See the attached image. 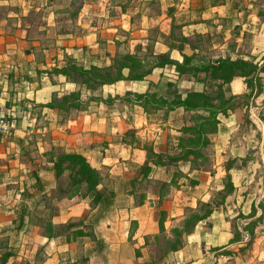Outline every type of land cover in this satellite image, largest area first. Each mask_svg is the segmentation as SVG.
Here are the masks:
<instances>
[{
	"label": "crops",
	"instance_id": "obj_1",
	"mask_svg": "<svg viewBox=\"0 0 264 264\" xmlns=\"http://www.w3.org/2000/svg\"><path fill=\"white\" fill-rule=\"evenodd\" d=\"M33 1L0 0V4L6 3L0 12V110L12 113L14 125L12 139L0 142V175H7L12 165L17 167L11 172H21L15 196L0 191V203L11 201L0 207V254L9 252L0 264H264V181L258 193H244L237 183L240 171L230 168L233 189L222 201L216 200L214 194L223 186H214L212 171L194 164L192 154L188 159L165 158L181 149L177 142L188 123L182 117L173 119L172 113L192 109L178 105L148 111L142 103L123 98L126 91L166 93L175 88L184 97L190 90L213 87L204 80L203 69L180 72L174 63L160 62L165 58L182 62L185 48L191 50L187 64L194 66L219 57L264 62V0H80L74 8L69 3L65 10L55 0L53 4ZM61 12L68 13L65 21L57 17ZM210 24L217 30L209 29ZM228 26L236 32L231 49L196 61L198 51L204 53L199 49L201 38L220 32L212 37L210 49L214 50ZM125 53L137 56L150 70L140 78H119L96 86L54 70L68 60L84 68L106 66ZM128 70L125 67L123 72ZM260 76L264 89V68ZM222 87L236 93L246 84L243 77L234 76ZM72 91H79L75 102L44 105ZM159 111L164 114L162 121L177 127L171 128L173 134H161L165 129L153 116ZM243 112L244 107L238 106L227 114L218 113L216 129L208 138L217 142L220 153L242 121ZM260 121L261 132L250 139L255 140L257 150L259 143L264 160V111ZM31 133L37 134L42 156L51 145L84 154L101 175L98 187L104 195L97 201L89 194L80 195L90 205L85 204L82 210L78 195L62 196L59 205L74 199L76 208H59L48 214L51 228L37 221L29 231L28 221L34 215L28 207L29 197L24 195L28 185L24 181L26 176H34L42 189L45 180L40 181L44 162L30 167L27 158L19 159V145L27 143ZM249 145L232 146L230 151L236 156L246 154ZM153 153H161L162 161L154 160ZM146 160L149 169L145 174L140 165ZM179 162L184 163L180 166L183 175L178 185H173L177 193L162 200L159 193L150 195L147 178L155 169ZM49 167L51 178V162ZM261 169L264 178V164ZM0 179L1 190L7 178ZM36 201L38 206L49 203L45 198ZM203 202H210L212 210L189 231L181 232L180 246L172 249L161 243V255L150 256L147 249L153 238L162 231L174 236L173 229L182 227L189 215L186 210ZM252 221V241L246 245L251 236L246 225ZM65 223L69 224L65 228L55 227ZM80 228L83 230L75 231ZM35 237V257L42 253L36 261L30 257L28 244ZM78 249L81 255L73 258ZM66 257V262L60 263Z\"/></svg>",
	"mask_w": 264,
	"mask_h": 264
},
{
	"label": "rangeland",
	"instance_id": "obj_2",
	"mask_svg": "<svg viewBox=\"0 0 264 264\" xmlns=\"http://www.w3.org/2000/svg\"><path fill=\"white\" fill-rule=\"evenodd\" d=\"M45 1H47L50 4H53L55 2H52V0H38L39 3H44ZM56 1V5H60L62 6V9H67L68 6L70 5L69 3H71L72 8H74L77 5V2H79L80 0H55ZM37 0H34L33 3L36 4ZM69 4V5H68ZM6 6V3H1L0 4V12L4 11V7ZM236 17H238V15H234ZM57 17L60 18V20L65 21L66 18H68V13H58ZM34 18H36L38 20L37 16H34ZM232 18V17H231ZM62 25H64L62 23ZM67 26V25H66ZM65 27V26H64ZM229 27V26H228ZM226 28L225 30L222 31V34L220 36V38L218 40H221L220 45H218L217 47L214 48V50H212V48L210 49V46L212 45V37L216 36L218 33H215L213 35H206L203 36L201 39L202 41L199 43V49L200 50H204L203 52L198 51V56L196 58V61H206L208 58H212L215 55L218 54H223L225 53L227 50L226 49H231L232 44L236 43L235 38H236V32L234 31L235 29L232 27ZM209 29L213 30H217L215 29L213 26H209ZM36 30H34L35 32ZM234 34V35H233ZM218 42V41H217ZM226 44L225 47H223L224 49H222V45ZM216 49V50H215ZM214 55V56H213ZM260 75V72H259ZM3 77H1V81ZM261 81V88L259 91H257L258 93H254L253 95V101H251V103L249 104L248 108L249 111L252 115V121L254 122L253 126H249L247 131L243 134V135H236L233 136V131L230 133V140L228 142V144L226 145V148L223 152L220 153V149H217V142L215 141H210V139H208L207 142H205V144L200 145V154L201 156H199V158L194 159V164H199L202 165L203 168H208L210 169L214 176V178L212 179L213 182L215 183L214 186L216 187L217 185H221L223 186V188L214 194V196L216 198H222L223 196H225L226 193L232 191V185L231 182L233 183V173L230 171H228V169L226 168V165L229 164L231 168L233 169H238L240 172L238 174V179H237V183H240L243 186V192H259V188L261 187V182L264 181V178H262L263 173H262V165L264 164V160L261 157L260 154V145L259 143L257 144L258 150L256 149L255 145V140H251V137L256 138L259 133L261 132L260 130V119L262 118L260 115L261 113L264 111V108L262 105H264V99H261L260 96H264V89L262 88V79H260ZM1 82V83H2ZM212 88V87H211ZM211 88H208L207 90H211ZM167 89V88H166ZM161 90H165L163 88H161ZM167 90H169L166 93H161V92H156V96L158 97H163L166 96L167 98H171L174 94H177L176 89L175 88H168ZM215 90V89H213ZM212 90V91H213ZM255 90H257V85H255ZM215 92V91H214ZM214 92H211L212 94H214ZM261 93V94H260ZM229 92H226L225 89H223V96L228 95ZM3 109V108H2ZM0 112H4L5 115L10 119L11 123L12 119L11 117H13L12 113H10L9 111H7V109H3L0 110ZM207 112L205 110H200V111H192V110H187V111H181V110H177L174 113H172V117L174 118H184L186 121L188 120L187 125H189L190 127L193 126V123L195 122L196 118H197V114H201L204 115ZM260 113V115H259ZM166 114V113H165ZM154 119L159 123V127L163 128L162 130L165 129V133L162 132L161 134H173L172 129H176L177 127L171 125L174 123H167L168 121L163 120L162 118H164V114H162L161 111L153 114ZM164 122V124H162ZM13 127L14 125L12 124V128H11V132L10 135L8 136V140L12 139V135H13ZM172 128V129H171ZM204 129H205V134L204 136L208 138V134L210 133V131L213 132L214 129V124L213 121L211 122H206L204 125ZM160 131V130H159ZM188 132L193 133L191 130H184L183 131V135L187 134ZM223 134V133H222ZM225 134H223L222 136L224 137ZM232 135V136H231ZM31 137H28V142L24 143V145H19L20 146V152L21 153V157H19V159H25L27 158V161H29V165L30 167H32V165H38L40 162H44V166H45V171L41 174L40 176V181L43 180V178L45 180H43L42 183H44V188L43 191H41L42 189L39 188L40 186V182H38L39 180H36L34 178V176L28 175L26 176V180L24 181L27 185V187L24 188L25 191V196L29 197V210L33 209V215L34 217L30 216V219L28 221V224H30L28 226L29 231L32 229H35L33 227V225L35 222H40L42 223L43 221L46 223L47 226H51V222L46 220L49 218V213H56L57 210L59 208H61L62 210L66 211V209L71 206L72 208H76V203L77 200L75 201L74 199H72L70 201V203H67L65 205H59L62 204V201H59L57 203V201L60 199V197L62 198L67 195L68 191L62 192L61 194L59 193V190H66L70 187H72L73 183L71 182L70 177L68 176V171H63L59 176L55 175L54 172V176L50 178V162L52 165V158L55 157V155L60 152L63 151L64 149H62V147L58 146V145H51L50 148L49 146L47 147V155L45 153L44 156H42L40 153V149L38 147L37 144V134L36 133H31L30 134ZM6 139V140H7ZM246 143H249V148L250 151L246 152V154L241 153V155H234L233 153H231L230 151V147L232 146H236L237 148L241 147L242 145H245ZM24 147V148H23ZM27 148V149H26ZM224 154V155H223ZM49 157V158H48ZM167 159V157H165ZM160 160V158H157ZM162 159V158H161ZM226 161V164H225ZM184 162H179L177 164L175 163H168L165 166H161L157 169H155L154 174L150 177L147 178V180L145 181V186L147 189V192L152 195L153 193L160 194V200L162 199H166L174 194L177 193V190L173 187V185H178L177 181L179 182L180 177L183 175L182 170L180 169V166H182L181 164H183ZM17 166L12 165L9 167V169L7 170L9 173L7 175H0V178H7L5 180H7L4 184L1 185V192L3 195H8V196H15L18 189H16V185L18 184L17 182L19 181V176L21 174L20 171H14L11 172L10 170L12 168H15ZM38 167V166H37ZM53 167V166H52ZM35 171V170H34ZM32 172V170H31ZM29 173V172H28ZM24 174V172H23ZM235 174V173H234ZM27 175V173H26ZM25 177V175H24ZM235 177V176H234ZM169 179V180H167ZM35 180V181H34ZM3 180L0 179V182H2ZM25 185V186H26ZM83 182H77L76 187L79 189L78 191L83 190ZM75 196L78 195L79 197V201H83V203L79 204L80 209H84L85 204L88 203V201L81 196L80 197V193H76L74 194ZM73 195V196H74ZM228 195V194H227ZM74 196V197H75ZM38 198H45L47 202L46 205H41L38 206L37 205V199ZM83 198V199H82ZM7 199V198H6ZM153 198L151 197V200ZM154 199L156 200V198L154 197ZM11 201H6V203H0V207H5L6 204L10 203ZM66 202V201H65ZM59 205V206H58ZM89 205V203H88ZM90 206V205H89ZM208 205L207 204H200L199 207L197 206V208H191L189 207L186 211L187 213L191 214V213H202L205 208H207ZM41 214V217H44V219L41 220V217H39L38 214ZM63 214H65L64 212H62ZM84 213V212H83ZM17 215V213H15ZM45 214V215H43ZM164 215V213H161ZM166 214V213H165ZM44 222L42 223V225H44ZM66 224V223H65ZM65 224L62 225H56L55 227L58 229L61 228H65ZM85 229H87L85 227ZM168 232L162 231L160 232V235L158 238H153V240L151 241L152 244H150L148 246V251L150 253V256H153L154 258L159 257L161 254V250L159 248L158 245L162 244H168V240H172L174 237L170 234H168ZM167 235V236H166ZM30 236H33L30 233ZM3 241V240H1ZM36 237L34 239H32V241H29V250H30V257L34 258L35 257V253L34 250H36ZM36 252V251H35ZM81 255V251L80 249L76 250V255L73 256V258H75L76 256ZM38 258H34V260L42 258V253L37 255ZM68 257L61 259L60 263H62L63 260H67ZM175 259V258H174ZM173 259V260H174ZM35 260V261H36ZM175 261V260H174ZM84 263V262H83ZM171 263V262H170ZM64 264V262L62 263Z\"/></svg>",
	"mask_w": 264,
	"mask_h": 264
},
{
	"label": "trees",
	"instance_id": "obj_3",
	"mask_svg": "<svg viewBox=\"0 0 264 264\" xmlns=\"http://www.w3.org/2000/svg\"><path fill=\"white\" fill-rule=\"evenodd\" d=\"M189 59L190 56L183 54L182 62L170 58H165V60H161L160 62L163 63L165 61H170L175 64L176 68L180 72L186 70L195 71L203 69L206 73L204 80H206L207 83L210 84V86L214 85L211 90H190L184 97H182L180 93L177 92V94H174L171 98H167L166 96L158 97L155 94L156 92L150 91H126L123 94V98H126L128 100H135L142 103L148 111H152L153 109L161 107L172 109L175 106L182 105L185 109H192L193 111L197 112L200 110H205L207 112L204 115L197 114V118L193 123V126L190 127L189 125H184L182 127V131L191 130L193 133L188 132L185 135H179L177 146L181 149L176 153L166 154V157L169 160H178L181 158L188 159L190 154L193 155V160L199 158V156H201L199 150L200 145L205 144V142H207L209 139L204 136V125L206 122L213 121V131H215L218 113L227 114L238 106L244 107L242 121L239 123L238 127L233 130V136L243 135L250 125H254V122L252 121V115L249 111L248 106L251 101H253L254 93H258L257 91H259L261 88V76L259 75V72L264 68V62L257 64V62H254L253 60L243 59L241 57H219L213 62H205L200 66H194L187 64V60ZM125 67L129 69L128 73L123 72V69ZM150 68L151 67H146L145 65H143V63L137 56L131 53H125L118 57L115 56L114 60L106 66L94 65L91 68H84L68 60L65 65L61 67H54V70L65 72L71 77L73 76L75 80H80L81 82H86L91 86H96L97 84H100L102 82H110L119 78H140L145 75L150 70ZM234 76L243 77L246 88L241 92L229 93L228 95L223 96V83L229 82ZM255 85H257V90H255ZM211 92H214V94H212ZM78 98L79 91H72L70 94L63 95L61 97V100H50L44 103V105H60L67 100L75 102ZM260 116L262 117V113ZM211 132L212 131H210V133ZM153 155H155L154 160L162 161L160 157L161 153H153ZM157 158H160V160ZM52 166L56 176H59L63 171H68V176L73 183L72 187L66 190H59L60 194L65 191H68L67 195H74L76 193H80L81 195L89 194L94 201H97L104 195L103 190L98 187L101 178L99 171L93 165H91L86 156L81 152L65 150L60 151L55 155L54 158H52ZM140 168L141 171H143L145 174L147 173L149 169L147 160L140 165ZM226 168L230 172L231 167L229 164L226 165ZM80 181L83 182L84 185L83 190L78 191L79 189L76 187V184ZM231 185L233 189L232 182ZM230 192L226 193L222 198H216L215 196L214 197L216 200L222 201ZM203 203L207 204L208 207L205 208L202 213L189 214L184 220L182 227H175L173 229L174 238L172 240H168L167 244L168 246H170V248H178L181 244V232H183L184 230L189 231L198 221V219L210 213V211L212 210L210 202ZM19 218L20 221H22V214H19ZM254 224L255 222L252 221L248 223V225H246V228L250 230L251 234L246 245L251 243L252 241ZM67 225L69 224L66 223L65 226L67 227ZM160 225L161 227L163 226L162 221ZM82 230L83 229L80 228L75 231L80 232ZM237 236L238 235L236 234V237ZM8 255L9 252L7 250L0 254V259L3 263Z\"/></svg>",
	"mask_w": 264,
	"mask_h": 264
},
{
	"label": "built area",
	"instance_id": "obj_4",
	"mask_svg": "<svg viewBox=\"0 0 264 264\" xmlns=\"http://www.w3.org/2000/svg\"><path fill=\"white\" fill-rule=\"evenodd\" d=\"M12 123L4 112H0V142L10 135Z\"/></svg>",
	"mask_w": 264,
	"mask_h": 264
},
{
	"label": "water",
	"instance_id": "obj_5",
	"mask_svg": "<svg viewBox=\"0 0 264 264\" xmlns=\"http://www.w3.org/2000/svg\"><path fill=\"white\" fill-rule=\"evenodd\" d=\"M183 53L186 54V55H190L191 54V50L189 48H185L183 50Z\"/></svg>",
	"mask_w": 264,
	"mask_h": 264
}]
</instances>
